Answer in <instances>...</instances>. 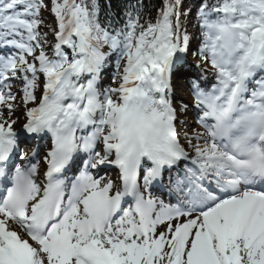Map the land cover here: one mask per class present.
Instances as JSON below:
<instances>
[{
    "label": "snow or ice",
    "instance_id": "snow-or-ice-1",
    "mask_svg": "<svg viewBox=\"0 0 264 264\" xmlns=\"http://www.w3.org/2000/svg\"><path fill=\"white\" fill-rule=\"evenodd\" d=\"M0 264H264V0H0Z\"/></svg>",
    "mask_w": 264,
    "mask_h": 264
},
{
    "label": "trees",
    "instance_id": "trees-1",
    "mask_svg": "<svg viewBox=\"0 0 264 264\" xmlns=\"http://www.w3.org/2000/svg\"><path fill=\"white\" fill-rule=\"evenodd\" d=\"M147 2L150 3V4H155V3L158 2V0H147Z\"/></svg>",
    "mask_w": 264,
    "mask_h": 264
},
{
    "label": "bare ground",
    "instance_id": "bare-ground-1",
    "mask_svg": "<svg viewBox=\"0 0 264 264\" xmlns=\"http://www.w3.org/2000/svg\"><path fill=\"white\" fill-rule=\"evenodd\" d=\"M22 117V116H21Z\"/></svg>",
    "mask_w": 264,
    "mask_h": 264
}]
</instances>
